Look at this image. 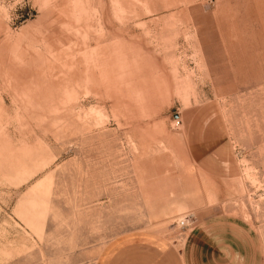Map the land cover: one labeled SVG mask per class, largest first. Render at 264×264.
<instances>
[{
    "label": "rangeland",
    "instance_id": "rangeland-1",
    "mask_svg": "<svg viewBox=\"0 0 264 264\" xmlns=\"http://www.w3.org/2000/svg\"><path fill=\"white\" fill-rule=\"evenodd\" d=\"M206 101L238 168L223 188L184 143ZM207 209L264 264V0H0V264L181 248Z\"/></svg>",
    "mask_w": 264,
    "mask_h": 264
},
{
    "label": "crops",
    "instance_id": "crops-1",
    "mask_svg": "<svg viewBox=\"0 0 264 264\" xmlns=\"http://www.w3.org/2000/svg\"><path fill=\"white\" fill-rule=\"evenodd\" d=\"M212 102L206 101L186 118L184 143L200 176L223 188L235 179L238 168L225 124ZM214 213L207 209L190 218L196 225L181 248L178 240L175 243L163 235L134 234L111 245L99 264H245V240L237 238L235 243L230 238L239 222Z\"/></svg>",
    "mask_w": 264,
    "mask_h": 264
},
{
    "label": "built area",
    "instance_id": "built-area-1",
    "mask_svg": "<svg viewBox=\"0 0 264 264\" xmlns=\"http://www.w3.org/2000/svg\"><path fill=\"white\" fill-rule=\"evenodd\" d=\"M186 222L184 221H181L178 225L181 229H185V228H188L189 227V224H190V219L188 220V218H186L185 220ZM188 222V223H187Z\"/></svg>",
    "mask_w": 264,
    "mask_h": 264
},
{
    "label": "bare ground",
    "instance_id": "bare-ground-1",
    "mask_svg": "<svg viewBox=\"0 0 264 264\" xmlns=\"http://www.w3.org/2000/svg\"><path fill=\"white\" fill-rule=\"evenodd\" d=\"M185 220H186V219H184V220H182V221L186 222ZM187 223H188V222H187Z\"/></svg>",
    "mask_w": 264,
    "mask_h": 264
}]
</instances>
